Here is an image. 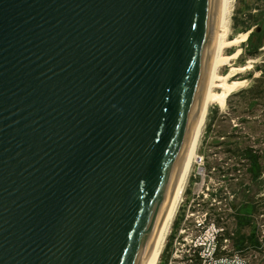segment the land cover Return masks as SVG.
<instances>
[{
	"label": "water",
	"instance_id": "water-1",
	"mask_svg": "<svg viewBox=\"0 0 264 264\" xmlns=\"http://www.w3.org/2000/svg\"><path fill=\"white\" fill-rule=\"evenodd\" d=\"M222 7L0 0V264L153 263Z\"/></svg>",
	"mask_w": 264,
	"mask_h": 264
},
{
	"label": "rangeland",
	"instance_id": "rangeland-1",
	"mask_svg": "<svg viewBox=\"0 0 264 264\" xmlns=\"http://www.w3.org/2000/svg\"><path fill=\"white\" fill-rule=\"evenodd\" d=\"M230 9L229 39L247 36L226 49L225 55H238L219 73L245 67L230 80L244 84L222 105L210 106L202 161L192 167L159 264H191V249L201 245L204 264H264V50L251 32L260 27L264 0H231ZM246 150L260 157L257 166L244 157ZM216 238L223 246L218 258L212 257Z\"/></svg>",
	"mask_w": 264,
	"mask_h": 264
},
{
	"label": "bare ground",
	"instance_id": "bare-ground-1",
	"mask_svg": "<svg viewBox=\"0 0 264 264\" xmlns=\"http://www.w3.org/2000/svg\"><path fill=\"white\" fill-rule=\"evenodd\" d=\"M230 2L231 0H223L222 17L220 22L219 37L216 45L215 55L210 71L209 80L204 93V97L201 103L199 114L196 120L195 128L193 131L188 157L185 163L184 172L179 180V185L174 194L170 210L163 226V230L159 239L157 250L154 256L152 264H159L160 258L164 251L167 239L170 235V230L176 219L178 210L180 208L182 199L184 197L192 167L198 160V150L201 142L203 130L205 128L210 106L213 104L222 105L223 102L231 96V94L240 86H243L244 82L241 81H230L237 72H243L246 68L232 67L230 71L221 75L219 73L220 68L228 65L234 58L237 57L238 53L235 52L232 55H225L226 49L232 46H238L246 38V34L242 36L229 39L227 27L230 23ZM229 31V30H228ZM219 90V91H217ZM200 161V160H199Z\"/></svg>",
	"mask_w": 264,
	"mask_h": 264
},
{
	"label": "built area",
	"instance_id": "built-area-1",
	"mask_svg": "<svg viewBox=\"0 0 264 264\" xmlns=\"http://www.w3.org/2000/svg\"><path fill=\"white\" fill-rule=\"evenodd\" d=\"M198 159H200L201 161H202V158H199L198 157ZM205 229V228H204ZM218 238V237H217ZM217 238H216V240H217ZM215 240V241H216ZM215 241L213 242V253H212V257H216V258H218V256H219V252H220V250H222L223 248V246H222V244H220V242L217 240V242L215 243ZM228 240L226 239L225 240V242H227ZM211 246V247H212ZM205 248V247H204ZM203 247H202V245L201 246H195V248H192L191 249V251L193 250L194 251V253H193V256H192V258H191V264H204V261H206L205 259V257H203V255H202V253H201V250L202 249H204ZM226 249V247L224 248V250ZM207 250H209V249H207ZM193 258H195L194 260H192ZM219 261V260H218Z\"/></svg>",
	"mask_w": 264,
	"mask_h": 264
},
{
	"label": "trees",
	"instance_id": "trees-1",
	"mask_svg": "<svg viewBox=\"0 0 264 264\" xmlns=\"http://www.w3.org/2000/svg\"><path fill=\"white\" fill-rule=\"evenodd\" d=\"M257 17V16H256ZM260 20H258V22H259ZM252 31V30H251ZM247 33H248V31H247ZM252 34H253V32H252ZM250 35V34H249ZM257 35H258V37H259V39L261 40V38H262V34L261 35H259L258 33H257ZM261 43V42H260ZM261 45V44H260ZM256 52L255 53H257L258 52V49L257 50H255ZM243 155H244V157L246 156L250 161H251V163H254V165L255 166H257L258 165V161L260 160V157H256L255 155H254V151L253 150H246V151H243ZM253 168V167H252ZM252 168H250V169H252ZM262 175V171L261 170H259V173H258V175ZM259 177V176H258ZM252 240V239H251Z\"/></svg>",
	"mask_w": 264,
	"mask_h": 264
},
{
	"label": "flooded vegetation",
	"instance_id": "flooded-vegetation-1",
	"mask_svg": "<svg viewBox=\"0 0 264 264\" xmlns=\"http://www.w3.org/2000/svg\"><path fill=\"white\" fill-rule=\"evenodd\" d=\"M259 20H260V23H261L260 24V27L256 28V30H255L254 33H258L259 35H261V34L263 35L262 38H261V40H262V43H263V45H262L263 47L262 48L264 50V17L260 18ZM247 203L248 204H251L252 202L251 203L247 202ZM263 247H264V245H263Z\"/></svg>",
	"mask_w": 264,
	"mask_h": 264
}]
</instances>
